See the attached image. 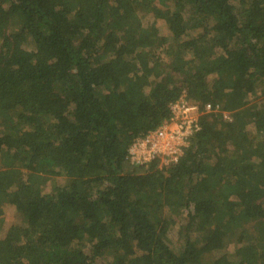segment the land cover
<instances>
[{"label": "trees", "instance_id": "1", "mask_svg": "<svg viewBox=\"0 0 264 264\" xmlns=\"http://www.w3.org/2000/svg\"><path fill=\"white\" fill-rule=\"evenodd\" d=\"M0 125V264H264V0H0Z\"/></svg>", "mask_w": 264, "mask_h": 264}, {"label": "built area", "instance_id": "2", "mask_svg": "<svg viewBox=\"0 0 264 264\" xmlns=\"http://www.w3.org/2000/svg\"><path fill=\"white\" fill-rule=\"evenodd\" d=\"M205 112H218L220 108L207 105ZM202 112L195 104L188 102L185 96L171 105L170 118L156 130L133 141L128 149L130 164L136 167H148L154 160H160V167L175 162L188 146L190 137L199 130V117ZM228 120L227 114H224Z\"/></svg>", "mask_w": 264, "mask_h": 264}, {"label": "rangeland", "instance_id": "3", "mask_svg": "<svg viewBox=\"0 0 264 264\" xmlns=\"http://www.w3.org/2000/svg\"><path fill=\"white\" fill-rule=\"evenodd\" d=\"M150 23H151V21H150V19L148 18V17H144L143 19H142V24H143V26L144 27H148V26H150ZM255 101H257V103H258V100H254V102ZM253 102V103H254ZM1 130H3V127H2V125H0V131ZM260 140H264V135L261 133V135H260ZM0 159H2V158H0ZM0 165H3L2 164V160H1V162H0ZM160 167V166H159ZM162 167V166H161ZM160 167V168H161ZM56 181H57V179L56 178H54V179H52L51 181H48L46 184H45V186H44V188L47 190V191H52V189H54L53 188V186H54V184H56ZM0 231H1V227H0ZM176 232H177V230L176 229H173L170 233H169V240H168V243H169V245H170V247L175 251V252H179L180 250H181V247H182V240H180L179 238H178V236L176 235ZM98 264H103V262H101V261H99L98 262Z\"/></svg>", "mask_w": 264, "mask_h": 264}]
</instances>
